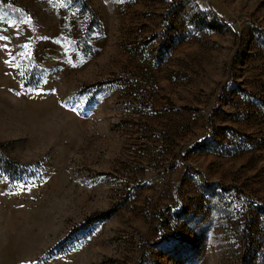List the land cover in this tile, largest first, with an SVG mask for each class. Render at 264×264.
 I'll use <instances>...</instances> for the list:
<instances>
[{
	"label": "rangeland",
	"instance_id": "1",
	"mask_svg": "<svg viewBox=\"0 0 264 264\" xmlns=\"http://www.w3.org/2000/svg\"><path fill=\"white\" fill-rule=\"evenodd\" d=\"M0 264H264V0H0Z\"/></svg>",
	"mask_w": 264,
	"mask_h": 264
},
{
	"label": "trees",
	"instance_id": "2",
	"mask_svg": "<svg viewBox=\"0 0 264 264\" xmlns=\"http://www.w3.org/2000/svg\"><path fill=\"white\" fill-rule=\"evenodd\" d=\"M213 13H214V16L216 18L219 17L215 12H213ZM109 215H110V213L98 214V215L94 216L92 219H90L89 223H95L96 221H98V220H100L102 218L109 217Z\"/></svg>",
	"mask_w": 264,
	"mask_h": 264
}]
</instances>
